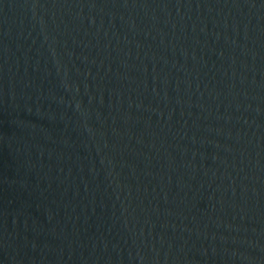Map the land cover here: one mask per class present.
<instances>
[{
    "label": "water",
    "instance_id": "water-1",
    "mask_svg": "<svg viewBox=\"0 0 264 264\" xmlns=\"http://www.w3.org/2000/svg\"><path fill=\"white\" fill-rule=\"evenodd\" d=\"M0 264H264V0H0Z\"/></svg>",
    "mask_w": 264,
    "mask_h": 264
}]
</instances>
